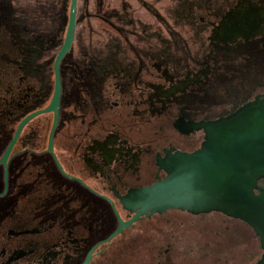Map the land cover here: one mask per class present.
Returning <instances> with one entry per match:
<instances>
[{
    "label": "flooded vegetation",
    "instance_id": "1",
    "mask_svg": "<svg viewBox=\"0 0 264 264\" xmlns=\"http://www.w3.org/2000/svg\"><path fill=\"white\" fill-rule=\"evenodd\" d=\"M43 1L0 0V264H259L245 222L139 197L264 97V0H77L59 61Z\"/></svg>",
    "mask_w": 264,
    "mask_h": 264
},
{
    "label": "water",
    "instance_id": "2",
    "mask_svg": "<svg viewBox=\"0 0 264 264\" xmlns=\"http://www.w3.org/2000/svg\"><path fill=\"white\" fill-rule=\"evenodd\" d=\"M76 12L77 0H71L58 61L71 45ZM202 127L206 136L201 148L170 157L166 179L140 194V213L179 209L239 219L259 238L263 250L259 264H264V97Z\"/></svg>",
    "mask_w": 264,
    "mask_h": 264
},
{
    "label": "rangeland",
    "instance_id": "3",
    "mask_svg": "<svg viewBox=\"0 0 264 264\" xmlns=\"http://www.w3.org/2000/svg\"><path fill=\"white\" fill-rule=\"evenodd\" d=\"M51 1L53 2V0H44L43 1V5H42L41 10H44V13L40 16V19L43 18L42 16L46 15L45 11H47L48 10V6L51 5V3H52ZM54 3H55L56 10H58V11H62L66 7L65 3H64V0H54ZM29 10L31 11L32 8H30ZM46 17H47V15L44 16L43 20H46Z\"/></svg>",
    "mask_w": 264,
    "mask_h": 264
}]
</instances>
